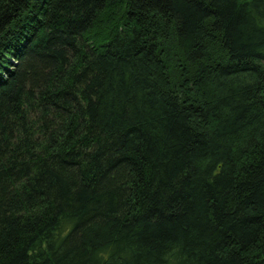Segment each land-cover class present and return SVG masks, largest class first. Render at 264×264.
I'll return each mask as SVG.
<instances>
[{"label":"trees","instance_id":"16d2710c","mask_svg":"<svg viewBox=\"0 0 264 264\" xmlns=\"http://www.w3.org/2000/svg\"><path fill=\"white\" fill-rule=\"evenodd\" d=\"M0 264H264V0H0Z\"/></svg>","mask_w":264,"mask_h":264}]
</instances>
